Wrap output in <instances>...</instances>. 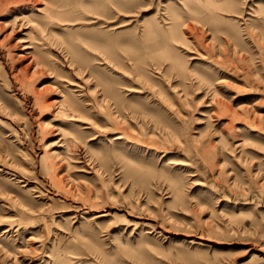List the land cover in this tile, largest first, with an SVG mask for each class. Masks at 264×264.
<instances>
[{
	"label": "rangeland",
	"instance_id": "1",
	"mask_svg": "<svg viewBox=\"0 0 264 264\" xmlns=\"http://www.w3.org/2000/svg\"><path fill=\"white\" fill-rule=\"evenodd\" d=\"M0 264H264V0H0Z\"/></svg>",
	"mask_w": 264,
	"mask_h": 264
},
{
	"label": "bare ground",
	"instance_id": "2",
	"mask_svg": "<svg viewBox=\"0 0 264 264\" xmlns=\"http://www.w3.org/2000/svg\"><path fill=\"white\" fill-rule=\"evenodd\" d=\"M32 59H33V58H32ZM33 61H34V60H33ZM33 61H32V62H33ZM32 62L29 63V64L26 66V69H29L30 67H31V68L33 67L34 64H32ZM34 62H35V61H34ZM34 62H33V63H34ZM35 68H36V67H35ZM37 70H39V69H37ZM34 74H36V73H34ZM37 74H38V73H37ZM32 76H33V75H32ZM47 87H48V86H47ZM47 87H46V88H47ZM43 88H44V87H43ZM47 89H48V88H47ZM48 90H49V89H48ZM38 95H39V94H38ZM36 96H37V95H36Z\"/></svg>",
	"mask_w": 264,
	"mask_h": 264
}]
</instances>
